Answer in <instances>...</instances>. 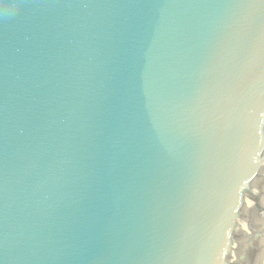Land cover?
Returning a JSON list of instances; mask_svg holds the SVG:
<instances>
[{"label":"water","instance_id":"water-1","mask_svg":"<svg viewBox=\"0 0 264 264\" xmlns=\"http://www.w3.org/2000/svg\"><path fill=\"white\" fill-rule=\"evenodd\" d=\"M0 264H264V0H0Z\"/></svg>","mask_w":264,"mask_h":264}]
</instances>
